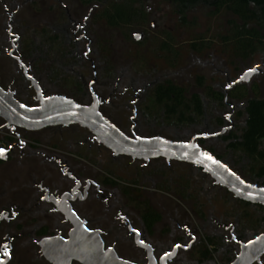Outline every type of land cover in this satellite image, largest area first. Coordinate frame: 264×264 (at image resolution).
Segmentation results:
<instances>
[{
	"label": "flooded vegetation",
	"instance_id": "af4514ba",
	"mask_svg": "<svg viewBox=\"0 0 264 264\" xmlns=\"http://www.w3.org/2000/svg\"><path fill=\"white\" fill-rule=\"evenodd\" d=\"M75 1L57 0L51 9L54 18L39 27L40 53L30 59L29 26L18 17L22 4L0 0V63L14 67L7 82L0 70V87L19 103L17 96L23 98L26 105L21 104L29 108L39 106L33 81L45 98L62 95L86 107L97 103L103 118L131 139L190 143L196 138L199 148L239 175L231 145L237 142L244 122L241 127L235 123L227 127L230 117L222 109L229 102L239 103L238 87L251 92L245 81L240 78L229 92H222L206 86L205 78L199 76L197 89L207 91L203 97L199 92L188 95V87L167 75L157 76L156 69L143 66L131 72L115 59L111 37L104 34L110 28L99 14L107 1L91 5ZM146 14V23L128 30L147 25ZM133 38L139 43L145 33ZM165 44L171 45L165 41L162 49ZM49 50L53 57L47 55ZM169 84L179 88L187 101L198 96L203 115L182 123L169 118L167 106L159 104L156 95L159 86ZM215 94L223 96L222 103ZM74 126L87 135L83 142L62 139L61 144H52L31 138L35 132L0 117V264H20L24 257L36 264H53L49 256L59 252L54 246L69 241L77 226L100 237L105 260L133 264H226V257H233V264L241 244L251 241L239 233L237 202L249 204L250 214L254 206H264L236 198L198 165L163 157L146 161L115 156L77 125L46 129ZM93 145L109 151L113 160L136 165L135 179L121 178L97 162ZM177 165L186 170L179 171ZM251 185L264 187V180ZM217 204L223 208L219 212ZM5 250L8 256L3 255ZM71 264L82 263L73 260Z\"/></svg>",
	"mask_w": 264,
	"mask_h": 264
},
{
	"label": "rangeland",
	"instance_id": "374dc122",
	"mask_svg": "<svg viewBox=\"0 0 264 264\" xmlns=\"http://www.w3.org/2000/svg\"><path fill=\"white\" fill-rule=\"evenodd\" d=\"M62 1L76 3L75 0ZM17 2L22 4L18 17L29 26L27 35L30 38L39 31L44 20L50 21L54 18L52 16L54 11L51 9L54 8L57 0H17ZM77 6L78 4H75V8ZM143 7L149 16V21L144 27L130 31L104 30V34L111 37V42L114 44L115 59L122 62L124 67L131 68V72L143 66L151 70L156 69L157 76L167 75L168 79L188 87V95L199 92L203 97L207 95V91L197 89L196 79L199 76L205 78L206 86L222 92H229L233 83L243 77L248 88L255 90L249 93V98H264V51L257 53L246 62H239L235 61L230 53L225 52L220 42L219 37L225 36L229 31V21L236 19L232 14L222 12L219 15H212L204 6H198L187 13L185 24L177 13L176 6L166 0H144ZM143 32L145 38L139 43L135 42L133 35ZM201 39L209 41L211 47L203 53H192L191 44ZM165 41L171 44L172 51L168 53L162 49V43ZM170 63L175 66L170 68ZM13 68L10 62L0 63L3 82L10 79L12 74L9 73H13ZM225 76L229 78V82L226 81ZM228 104L227 108L222 109L223 115L230 117L227 127L234 123L241 127L244 122V118L239 115L242 112L241 103ZM128 115L132 116V111ZM30 137L44 142L49 141L52 144H61L62 139L83 142L87 135L74 126L45 129L30 134ZM93 149L94 159L97 162L102 161L104 167L115 170L121 178L135 179L136 165L124 159L113 160L109 151L98 150L95 145ZM176 167L179 171L186 170L183 166ZM222 209L221 205H216L218 212ZM20 264L36 263L32 258L24 257Z\"/></svg>",
	"mask_w": 264,
	"mask_h": 264
},
{
	"label": "trees",
	"instance_id": "16d2710c",
	"mask_svg": "<svg viewBox=\"0 0 264 264\" xmlns=\"http://www.w3.org/2000/svg\"><path fill=\"white\" fill-rule=\"evenodd\" d=\"M83 5H91L103 0H79ZM107 5L99 14V19L105 20L110 29H131L134 26L146 23L147 14L143 7L144 0H106ZM172 2L181 16L183 23H187L186 15L190 10L204 6L212 15L222 12L232 14L236 19L229 21V31L220 36V42L226 53H230L235 61L246 62L257 53L264 51V0H166ZM38 32L31 38L29 36L30 59L37 57L40 53L37 48L39 41ZM54 40V39H52ZM209 41L201 39L191 44L192 51L201 53L211 46ZM170 46L165 44L164 51H169ZM53 57L52 50L47 53ZM54 69V67H52ZM202 82V81H201ZM251 91H255L252 89ZM212 92V91H211ZM214 94V93H213ZM157 101L165 104L166 114L170 118H178L182 123L192 122L195 118L203 115L201 99L193 96L187 101L182 91L169 84L159 86L157 90ZM218 101L223 102L222 95H214ZM236 98L242 104V112L239 114L244 118V124L237 135V142L231 145L235 151L237 173L244 181L257 184L264 180V98H249V91L241 86L236 90ZM17 99L25 104L23 98ZM175 102V103H174ZM171 106V104H173ZM26 105V104H25ZM184 107V110L177 109ZM249 204L237 202V224L242 237L250 236L251 241L261 235L264 229V208L254 206L253 213H248ZM250 212V211H249ZM248 235V236H246ZM254 236V238H253ZM226 264L233 262L232 258H225ZM264 264V263H263Z\"/></svg>",
	"mask_w": 264,
	"mask_h": 264
},
{
	"label": "water",
	"instance_id": "95a60500",
	"mask_svg": "<svg viewBox=\"0 0 264 264\" xmlns=\"http://www.w3.org/2000/svg\"><path fill=\"white\" fill-rule=\"evenodd\" d=\"M244 80V78H242ZM39 106L29 108L19 103L12 93L0 87V117L14 127L38 132L55 126L77 125L93 134L99 145L115 156H126L134 160H150L163 157L167 160L192 163L203 168L218 184L227 188L236 198L264 206V187L247 184L239 175L227 166L216 161L209 153L198 147L196 138L190 143H177L162 138L131 139L119 131L110 121L103 118L98 104L81 106L72 99L54 95L43 97L39 87L33 81ZM207 153L212 159L206 158ZM243 181V183H242ZM251 185V187H248ZM73 221H75L73 219ZM75 224H77L75 222ZM88 233V236H83ZM55 242V241H53ZM59 252L49 256L53 264H71L73 260L82 264H133L115 259L105 260L102 241L96 233L87 232L77 226L71 239L56 244ZM264 233L247 244H241V251L233 264H263Z\"/></svg>",
	"mask_w": 264,
	"mask_h": 264
},
{
	"label": "snow or ice",
	"instance_id": "6c2138e0",
	"mask_svg": "<svg viewBox=\"0 0 264 264\" xmlns=\"http://www.w3.org/2000/svg\"><path fill=\"white\" fill-rule=\"evenodd\" d=\"M137 38H139V37H137ZM253 71H254V70H253ZM242 78H243V77H242ZM2 154H3L2 151H0V155H2ZM203 155H204L206 158H208V159H212L210 156H208L207 153H204ZM242 183H243V181H242ZM248 187H251V185H248ZM262 191H264V190H262ZM4 247H5V249H6V245H5ZM176 247L179 248L180 245H176ZM3 255H4V256H8V251L5 250L4 253H3Z\"/></svg>",
	"mask_w": 264,
	"mask_h": 264
},
{
	"label": "built area",
	"instance_id": "2783aa9c",
	"mask_svg": "<svg viewBox=\"0 0 264 264\" xmlns=\"http://www.w3.org/2000/svg\"><path fill=\"white\" fill-rule=\"evenodd\" d=\"M261 260H262V263H264V255H263V257L261 258Z\"/></svg>",
	"mask_w": 264,
	"mask_h": 264
}]
</instances>
